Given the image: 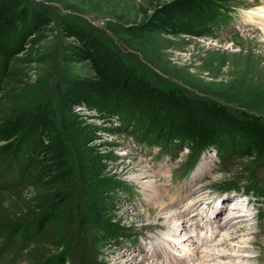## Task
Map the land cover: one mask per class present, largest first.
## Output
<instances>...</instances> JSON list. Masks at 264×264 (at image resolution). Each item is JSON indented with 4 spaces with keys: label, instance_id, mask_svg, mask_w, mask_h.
Instances as JSON below:
<instances>
[{
    "label": "rangeland",
    "instance_id": "374dc122",
    "mask_svg": "<svg viewBox=\"0 0 264 264\" xmlns=\"http://www.w3.org/2000/svg\"><path fill=\"white\" fill-rule=\"evenodd\" d=\"M21 1L41 12L42 22L49 21L32 38L27 51L10 63L11 75L0 78V115L37 106L48 110V116L63 127L74 168L75 164L78 167L65 189L64 203L49 209L52 219L47 230L35 239L44 242L40 247L61 253L66 264H122L125 258L131 260L134 256L140 264H151L135 251L132 255L130 247L140 246L145 254V242L149 238L147 242L156 241L152 233H164L160 229L162 223L166 224L164 213L169 207L160 211L159 204L171 206L183 201L177 207L185 205L183 213L191 200L203 196L199 210L192 207L185 216L174 213L167 223L179 228L181 221L188 220L190 232L204 235L206 232L200 229L206 225V218L214 221V217L209 218L218 211L213 206L221 199L232 201L244 195L250 200V219L238 221L237 228L243 231L246 225L247 234L227 237L231 231L219 232L215 243L227 239V245H219L223 247L219 250L227 251L224 258L219 253L211 261L185 257L189 264H217L222 259L229 260V264H264V156L250 161L233 151L219 155L213 147L199 153L195 160V152L187 147L162 151L153 145L154 141L145 140L142 124L130 115L62 100L69 87L95 80L89 61L72 59L79 40L68 35V26L77 23L111 40L136 62L139 72L158 75L167 85L215 100L238 115L247 112L264 119V75L256 81L258 64L254 60L261 57L264 61V17L259 15L257 23L249 19L250 12L264 14L260 12L264 8L258 7L264 5V0H221L222 13L204 26L191 19L192 24L187 22L181 27L191 31H181L179 19H174L171 26L163 24L165 11H170L178 0ZM225 11L229 16L224 15ZM194 160L195 168L201 166L203 173L193 176L194 168L181 179L192 169ZM8 176L12 174L5 177L9 181ZM228 181L237 188H218ZM201 188L203 193L193 194ZM7 194L0 189V200ZM88 201L93 208L84 205ZM231 204H225V210L231 212L219 208L224 211L220 219L223 225L228 218L236 222L240 216L234 218V214L244 211ZM4 220L5 216L0 215V221ZM8 239V234L0 235V251ZM176 252L183 257L187 248ZM248 256L254 259L245 262ZM28 262L29 253L23 250L13 264Z\"/></svg>",
    "mask_w": 264,
    "mask_h": 264
},
{
    "label": "trees",
    "instance_id": "16d2710c",
    "mask_svg": "<svg viewBox=\"0 0 264 264\" xmlns=\"http://www.w3.org/2000/svg\"><path fill=\"white\" fill-rule=\"evenodd\" d=\"M219 1L178 0L165 11L163 24L171 26L174 19H179L181 28L184 23L192 24V19L204 26L222 13ZM24 4L21 0H0V78L11 75L10 63L27 51L32 38L49 21L42 22L43 14ZM224 15L229 16L228 11ZM68 35L79 40L72 59L89 61L95 80L69 87L62 96L64 102L81 101L111 113L130 115L142 124L147 142L154 141L153 145L169 152L187 147L195 152V160L199 153L213 147L219 155L233 151L250 161L264 156L263 118L247 112L238 115L215 100L167 85L158 75L154 79L139 72L136 62L111 40L81 24L68 26ZM47 112L37 106L0 115V189L8 192L0 200V215L5 216L0 221V235H9L0 251V264H13L23 250L29 253V264L67 263L60 258L61 253L43 250L40 245L44 242L35 240L43 236L52 219L49 209L64 203L65 189L78 173L63 127ZM9 173L12 176L8 181L5 177ZM218 188L233 189L237 185L228 181ZM84 205L93 208L91 201Z\"/></svg>",
    "mask_w": 264,
    "mask_h": 264
},
{
    "label": "bare ground",
    "instance_id": "6f19581e",
    "mask_svg": "<svg viewBox=\"0 0 264 264\" xmlns=\"http://www.w3.org/2000/svg\"><path fill=\"white\" fill-rule=\"evenodd\" d=\"M258 7H263L264 8V5L258 6ZM260 12H264V9L261 10ZM256 13H254V12H250L249 13V15H250L249 16L250 17L249 19L251 21H255L253 23H257L258 21L261 20V18H260L259 15H263V17H264V14L263 13H259V12H258L259 14H256ZM260 58L261 57L254 59L255 62L257 61L256 63L258 64L257 65L258 66V70L255 72V74H257L256 77H255V78H257L256 79L257 82H260L259 79L261 78L262 75H264V61L261 60ZM259 64H261L262 67ZM202 173H203V169L201 168V166H198L193 171V176L200 175ZM202 189L203 188L196 190L193 194H198V193L201 194V193H203V190ZM158 192L159 191H157V193ZM233 197H236V196H233ZM201 200H204V197L203 196H202V198H200V200L199 199L198 200H191V203H190L189 207H187L186 210L183 213L181 211H183L185 209V208H183L185 205L184 206L182 205L180 208H177L178 206H180L181 204H183V201L181 203H172L171 206L168 203H165L166 205L164 203L159 204L157 206V208L160 211L167 210L168 209L167 207H169V210L164 213V214H166V216L168 218V219L166 218V224L162 223V225L164 227L160 229L164 233L160 235V237L156 241V243L150 241V242H146V244H144V245H146V246H144L145 254H142L143 249L139 248L140 246L138 248H133V247H130L128 245L131 248V250H133L131 254L133 255V252L135 251L137 253V255H139L146 262H151V264H156V263L157 264L158 263L159 264H189V262L186 259L187 257H185L186 255H188V257L189 256L190 257H194L196 260L200 259L202 261H203V259H205V261H211L212 259H215V254L216 253H219L220 255H222L220 257L224 258V255L227 254V251H225V250H219V248H222L223 249V247H219V245L222 244V243L223 244H226L227 239H224L223 240V238L222 239L220 238V240L218 241V243H215V240H218V237H220L219 232L231 231V232H229V234H227V237L228 236L241 237L242 235L244 236V235L247 234V231H246L247 226L245 225L244 230L241 229L243 231H240L237 228V226H238L237 224L239 222L245 223V222H248L249 221V219H250V217H249L250 210L247 209V207L250 204L247 201V198L244 197V195L242 197L235 198L234 200L232 198V201H231V199H227V198L221 199L216 206L215 205L213 206V207H217L218 208V211H217V209L215 210L213 208L215 210L214 216H212V217L209 218V219H211V218L214 217V221L207 220V218H206V221H205L206 222V225L204 227H201V229H200V231L205 230L206 233L207 232H210L211 234L209 236H206V237L203 236L202 238H199V235H201L199 232H196V233L190 232L189 221L188 220H187L186 223H185V221L184 222L181 221V224H180L181 226L178 225L179 228H176L175 226L173 227L172 225H170L169 223H167V221H169V222L171 221V218H172L171 216L174 213H176V214L173 215V216H178V215L185 216L184 213L189 212L192 207H195L196 209L199 210V208H197V207L200 205ZM229 201L232 202V203H234L233 204L234 205V209H237V210L240 209V210H242V207H243L244 211H242L239 215L238 214H234V218H236L237 216H240L241 219L238 218V220L235 222V219L234 218H233L234 221H231V219L228 218V219H226V222H224L225 224L223 225V224L220 223L221 222L220 219H221V216L224 215V211L226 213L227 212H231V211H226L225 210L226 205H227V203ZM244 201H246V202L244 203ZM239 204H244L245 208H244V206H240ZM207 206H208V204H207ZM219 208L223 209L224 211L223 210H220ZM196 209H195V211L197 212ZM216 212H217V214H216ZM200 214L201 215H204V212H201ZM231 216H233V214H231L230 217ZM183 223H184V225H188V226L185 228L184 225H183ZM216 223H218V226L217 227H215V225H214ZM181 235H182V237H181ZM133 242H135V241H133ZM213 244H214V246H213ZM142 246H143V244H142ZM169 246H171L172 248L169 249ZM215 246H217V247H215ZM184 247L187 248V252H186V254H184L183 257H181V256L178 255V253L176 251L178 250V248H184ZM244 254H246V253H244ZM211 255H212V257H210ZM248 259L252 260V259H254V257L248 256L247 258L244 259L245 262H248V261H246ZM192 263H194V262H192ZM229 263H230L229 260L222 259L217 264H229ZM240 263H241V261H240ZM122 264H140V263H138V261L135 259V256H134L131 260L128 259V258H125V260L122 262ZM200 264H202V263H200ZM250 264H256V262L255 263H250Z\"/></svg>",
    "mask_w": 264,
    "mask_h": 264
}]
</instances>
